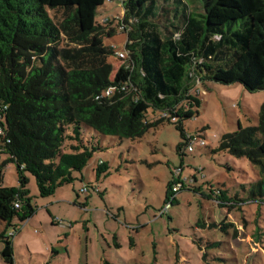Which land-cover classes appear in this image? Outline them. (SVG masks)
Listing matches in <instances>:
<instances>
[{
    "label": "trees",
    "instance_id": "1",
    "mask_svg": "<svg viewBox=\"0 0 264 264\" xmlns=\"http://www.w3.org/2000/svg\"><path fill=\"white\" fill-rule=\"evenodd\" d=\"M102 1L0 0V254L8 264H15L14 220L25 222L35 211L29 175L40 196H52L74 183L75 171L102 147L98 134L136 139L167 120L177 124L184 153L195 136L183 122L202 103L196 78L264 90V43L256 42L264 29V0H202L203 12L184 0H120L130 26L124 27L129 57L115 72L114 48L105 40L116 29L96 19ZM150 106L162 116L147 120ZM216 151L247 157L258 167L251 194L263 197L264 103L258 124L240 123L224 133ZM9 163L16 165L18 186L5 184ZM108 170L100 160L98 176Z\"/></svg>",
    "mask_w": 264,
    "mask_h": 264
},
{
    "label": "rangeland",
    "instance_id": "2",
    "mask_svg": "<svg viewBox=\"0 0 264 264\" xmlns=\"http://www.w3.org/2000/svg\"><path fill=\"white\" fill-rule=\"evenodd\" d=\"M184 2L190 10L204 11L202 0ZM124 16L120 0H103L97 9L96 19L116 29L105 40L114 48V72L125 62L119 52L127 56L129 33L124 27L130 26ZM129 21L137 24L134 18ZM259 32L256 42L262 44L264 29L259 27ZM197 81L192 82L202 100L199 113L183 126L205 145L196 139L193 151L179 152L181 132L167 120L136 139L98 134L102 147L82 172L75 171L74 183L52 196H40L35 176L29 175L35 211L25 222L14 220L19 224L12 238L15 264L264 262V196L251 194L259 169L247 157L216 151L224 133L237 130L240 123L258 124L264 90L252 93L240 83ZM161 116L162 111L149 107L147 120ZM4 158L1 154L0 161ZM100 160L109 170L98 176ZM3 173L7 186H18L14 163ZM170 191L175 200L167 208Z\"/></svg>",
    "mask_w": 264,
    "mask_h": 264
},
{
    "label": "built area",
    "instance_id": "3",
    "mask_svg": "<svg viewBox=\"0 0 264 264\" xmlns=\"http://www.w3.org/2000/svg\"><path fill=\"white\" fill-rule=\"evenodd\" d=\"M126 52H127V56H125V53L122 51V52H119V55L121 56V57H125L124 59H125V62H126V59L129 57V52L126 50ZM124 62V63H125ZM123 63V64H124ZM114 88H109V89H107L104 93H103V95H109L110 93H111V91L113 90ZM3 132H2V129L0 128V134H2ZM197 139V137H194L193 138V140H196ZM192 140V141H193ZM197 141H199V143L201 144V145H205L206 144V141L204 140V139H197ZM193 143H194V141H193ZM193 143H191V144H189L188 145V150L189 151H193L194 150V146H193ZM177 185V184H176ZM176 189H178V185L177 186H175V188H174V190H176ZM19 206V205H18ZM170 206V204H167V208Z\"/></svg>",
    "mask_w": 264,
    "mask_h": 264
},
{
    "label": "crops",
    "instance_id": "4",
    "mask_svg": "<svg viewBox=\"0 0 264 264\" xmlns=\"http://www.w3.org/2000/svg\"><path fill=\"white\" fill-rule=\"evenodd\" d=\"M2 230H3V226H2V227L0 226V232H1ZM18 232H19V231H18ZM18 232H17V233H18ZM17 233H16V234H17ZM16 234H15V235H16ZM15 235H14V236H15ZM12 241H13V239H12ZM13 243H14V242H13ZM0 251H1V249H0ZM0 255H1V254H0ZM0 257H1V259L3 260V262H2L3 264H8V263H6V262L4 261V259L2 258V256H0ZM15 262H16V260H15Z\"/></svg>",
    "mask_w": 264,
    "mask_h": 264
}]
</instances>
